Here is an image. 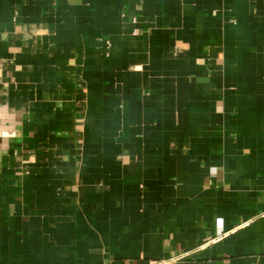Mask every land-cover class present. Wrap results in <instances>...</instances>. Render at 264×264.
<instances>
[{
	"label": "crops",
	"instance_id": "0c3cea01",
	"mask_svg": "<svg viewBox=\"0 0 264 264\" xmlns=\"http://www.w3.org/2000/svg\"><path fill=\"white\" fill-rule=\"evenodd\" d=\"M0 66V264H264V0H0Z\"/></svg>",
	"mask_w": 264,
	"mask_h": 264
},
{
	"label": "built area",
	"instance_id": "2783aa9c",
	"mask_svg": "<svg viewBox=\"0 0 264 264\" xmlns=\"http://www.w3.org/2000/svg\"><path fill=\"white\" fill-rule=\"evenodd\" d=\"M133 22H135V21L133 20ZM1 81H2V69L0 66V83H1ZM218 226H220V222L218 223Z\"/></svg>",
	"mask_w": 264,
	"mask_h": 264
}]
</instances>
